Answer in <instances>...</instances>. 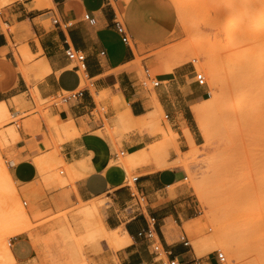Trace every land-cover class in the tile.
I'll return each instance as SVG.
<instances>
[{
	"label": "crops",
	"instance_id": "obj_1",
	"mask_svg": "<svg viewBox=\"0 0 264 264\" xmlns=\"http://www.w3.org/2000/svg\"><path fill=\"white\" fill-rule=\"evenodd\" d=\"M45 2L51 7L42 6L41 0H25L0 9V103L11 114L17 111L15 102L23 107L20 126L15 128L17 138L2 155L19 194L32 204L30 215L55 214L101 199L102 204L94 206L100 225L106 231L118 230L121 236L124 232L129 240L117 249L106 239L84 245L87 264H216L214 255L196 258L190 246L172 239L184 224L187 231L193 227L189 222L196 210L180 190L187 178L180 162L182 154L203 143L191 108L207 99V91L195 82L194 70L188 67L156 75L158 85L146 90L132 65L152 42L163 38L164 24L176 19L149 26L134 5L124 2L119 11L131 46L115 30L117 0ZM84 14L93 17L94 24L84 20ZM68 47L84 53L89 86L82 85V71L66 58ZM23 61L29 69L27 78L18 68ZM78 88H84L81 97L51 104L45 116L34 110V96L45 100ZM98 106L106 111L100 114ZM122 113L135 125L122 123ZM149 114L153 117L141 124ZM159 115L164 119L157 123ZM169 131L175 135L174 144L164 145V155L155 160L150 146H158ZM142 150L148 158L140 165L130 168L117 162L119 153L126 157ZM53 154L61 163L62 184L45 181L34 162ZM131 177L137 179L130 182ZM149 216L155 218L161 246L156 254L147 239L137 236ZM67 217L71 222L79 220L74 212ZM39 232L44 235L47 230ZM9 248L13 264H53L44 246L27 234L10 239Z\"/></svg>",
	"mask_w": 264,
	"mask_h": 264
},
{
	"label": "rangeland",
	"instance_id": "obj_2",
	"mask_svg": "<svg viewBox=\"0 0 264 264\" xmlns=\"http://www.w3.org/2000/svg\"><path fill=\"white\" fill-rule=\"evenodd\" d=\"M13 1L0 0V9ZM183 1L185 2L183 4L185 7L183 6L182 8V14L186 17V26H189V30L187 29L186 32L181 26L184 22L181 20L183 17L179 16L168 0H117L119 6L115 9L117 20L123 24L124 16L119 11V8L124 2L125 5H134L140 17L149 26H161L163 25V20L169 17L176 19V23L164 24L165 26H162L163 38L152 42L143 52L144 54L137 57L132 63L140 84L145 81V69H148L151 76H156L160 73L170 72L176 67H188L204 75L205 84L203 89L207 91L206 97L209 100L213 99L217 103L208 110L203 118L206 123L205 132L200 131L203 136V143L198 147H192L188 152L181 155L180 166L185 170L187 178L183 181L180 190L196 212L194 213L195 218L189 222L193 225L192 229L187 231L188 227L184 224L182 232L179 229H174L176 233H172V239L179 240L184 235L189 241L190 248L196 258L199 259L214 255L216 250H220L230 264H264V210H262L264 209V204L263 208L258 206L260 209L255 211L258 214H255L254 211L249 212L252 214L253 220L251 231H248L246 228L248 212L245 210L244 200L237 199L234 203L231 200L230 174L239 175L243 173L244 169L241 167L244 166L242 161L245 160L242 158L245 159L246 152L244 151L249 147V144H246L250 142L247 141L248 137L241 125V121L233 122L234 120L231 121L227 118L225 102L220 98V84L215 85L210 74H208V62L211 59L221 71H219V76L224 75L222 77L226 78L220 77L222 84H227L228 78L226 76H229L230 71L236 70L243 57L253 55L254 50L264 43L263 40L256 44L253 43V38H255L264 24L258 23L251 17L245 5L248 0ZM41 2L42 6L51 7L45 0H41ZM229 3H237L238 5L243 3L244 6L238 7L231 19L212 25L209 18L213 14L214 9L216 8L223 12L230 7L231 4L229 5ZM2 28L5 30V26H2ZM231 34L235 36L232 39L229 37ZM220 39L229 42L223 47L222 53L218 54L220 57L217 55L212 56L213 51H216L212 49L213 44L220 45ZM129 44L133 46L131 41H129ZM211 49L212 51H210ZM24 60L26 62L29 61L25 57ZM80 74L82 75V72ZM82 79V85H88V81L83 75ZM143 87L150 91L152 89V86L148 83ZM92 93L94 94V91ZM152 96L154 97V95ZM94 98L98 102L101 97L98 95L94 96ZM207 99L205 100L209 101ZM34 102V110L45 116L47 108L51 105L49 98L41 100L34 96ZM201 104L203 105V103L199 105ZM15 105L18 112L23 110V107L17 102H15ZM34 110H30V112ZM97 110L100 114L106 111L105 108L101 110L99 106ZM6 115L0 119V226L5 225L4 227L7 228V219L9 217H21L23 214L22 206L27 214L26 223H23V226L19 229L21 234H12L5 238L4 242L7 246H9L10 239L27 234L28 238L36 245L44 246L53 264H87L83 256V246L102 239H106L112 248L122 247L123 242L120 240L112 241L111 231H106L103 225H100V217L94 206L96 202L102 204L101 199L79 204L55 214L43 212L30 215L32 204L27 198H23L19 194L17 186L8 172L5 158L2 155V151L17 138L15 127L10 124L11 120H13L11 113L8 111ZM162 119H164L162 115L155 117L157 123ZM120 121L128 127L135 125L123 113L120 115ZM234 124L236 129L233 128ZM174 136L169 131V135L158 146H150V154L157 151L154 156L155 160H159L164 155V145L174 144ZM139 154H143V158H138ZM242 154L245 155L242 156ZM147 158L148 154L142 150L133 155H126V157L118 154L117 162L124 163L132 168L133 164L140 165ZM35 161L39 172H43L45 181L56 184L64 183V180L59 175V171L62 169L59 168L61 163L57 160L55 154L51 157H39ZM2 167L7 170V175L3 173ZM231 171H234V173ZM130 185L135 193L133 185L131 183ZM198 193L206 197L201 201ZM72 212L79 217V220L71 222L68 219V214ZM76 228H81L83 232L76 234ZM218 228L220 231L222 230L221 232L231 233L232 246L226 251L218 246V241L214 237ZM42 229L47 230L44 235L39 232ZM115 231L118 234V230Z\"/></svg>",
	"mask_w": 264,
	"mask_h": 264
},
{
	"label": "bare ground",
	"instance_id": "obj_3",
	"mask_svg": "<svg viewBox=\"0 0 264 264\" xmlns=\"http://www.w3.org/2000/svg\"><path fill=\"white\" fill-rule=\"evenodd\" d=\"M171 2L173 3L174 8L178 12L179 16L183 17L181 18V20L184 22L181 24V26L186 32L189 26H186L187 25L186 24L187 22L185 20L186 17H184L185 15L182 14V8L183 6L185 7V5H183L185 2L183 0H171ZM230 4L231 3H229V5ZM241 5L244 6L243 3H240V5H238L237 3H232L230 7L223 12L215 8L209 20L211 21L212 25L218 24L221 21L225 22L231 19V17L234 15L237 8L240 7ZM245 5L249 13L251 14V17H253L258 23L264 24V0H248L247 4ZM184 23L185 25H183ZM218 29L220 30V28ZM211 31H214V30H211ZM217 33L218 35H220L219 32ZM229 37H231L232 39L235 36L231 34ZM260 40L264 41V26L262 27V29L258 31L255 38H253V43L256 44ZM220 41H221L220 45L213 44V47H212V44H211L212 49L216 50V51H213L214 53L212 52L213 53L212 56H216V55L219 56L218 54L222 53L223 47H225L229 42V41L227 42V40L224 41L221 39ZM212 49L210 51H212ZM252 54L253 55L251 56L243 57V59L238 64L237 69L230 71L229 76H226L228 78L227 84L226 83L222 84V80H220V77L223 78L222 76L224 75L219 76L220 75L219 73L221 71L218 68V66L215 65L213 60L210 59L208 62V70H209L208 74H210L211 79L215 83V85L220 84L219 85L220 95H221L220 98L224 100L225 102L223 103L225 104L227 118L231 121L234 120L233 122L241 121V125L243 126L244 131L246 132V135L248 137L247 141L250 142L246 144V145L249 144L248 149L244 151L246 152V155L242 154V156L245 155V159L241 157L243 160H245V161H242L244 166L242 165L243 167H241L244 169L243 173L239 172L240 173L239 175L237 174L232 175V173L230 174L231 191H232L231 200H232V203L236 202L237 199L244 200L245 205H246L245 210H247L248 212V215L245 214L247 215V225H246L247 227L246 228L248 231H251V228H252L251 224L253 220L252 214L249 212L254 211L255 213V211H258L260 208L264 207L263 206L264 204V43L261 46H259L256 50H254ZM21 55H23V53H21ZM18 64H19L18 66L19 71L22 73V75L25 78H27L28 77L27 73L29 69L26 68L25 62L24 61L18 62ZM154 98L155 97H153L152 101H154V104H157ZM202 103L203 105L201 104V105L194 106L192 108V113L196 120V124L199 130L202 132H205L206 123L203 118L207 114L208 110L214 107L217 103L213 99L209 101L204 100ZM7 112H8V109L6 105L4 103H0V119L7 116L6 115ZM129 113L130 112H128L127 116H129ZM152 117L153 115L149 114L147 115V117L141 119L139 122L142 124L145 119L149 118L150 120V118ZM129 120L132 121L131 117L129 118ZM235 127L236 125L233 128ZM156 153L157 151H155L153 155ZM138 158H143V154H139ZM34 162L36 163L35 160ZM2 171L5 175H7V170L5 169V167H2ZM231 172L234 173V171H231ZM198 197H199V200L202 201L204 197L206 196L198 193ZM258 206H260V208H258ZM22 207H21V210L23 214L21 215V217H16V216L9 217L7 219V228L4 227L5 225L0 226V263L13 264L14 262L12 255H11L10 248L9 246H7V244L4 241H5V238L9 235L21 234V232H19V229L23 226L22 224L26 223L27 221V214ZM0 208H1V204H0ZM255 214H258V213H255ZM256 217L258 218L257 215ZM221 231L218 228V230L215 232L214 237L218 241V244H219L218 246L221 249L226 251L230 246H232L233 241L230 236L231 233L229 234L227 232H221ZM111 234H112L111 235L112 241L120 240L123 242L122 245H125L129 240L128 236L124 232L122 236L121 235L119 236L116 231H111ZM251 235H254V234H251ZM236 253H239V252H236Z\"/></svg>",
	"mask_w": 264,
	"mask_h": 264
},
{
	"label": "built area",
	"instance_id": "obj_4",
	"mask_svg": "<svg viewBox=\"0 0 264 264\" xmlns=\"http://www.w3.org/2000/svg\"><path fill=\"white\" fill-rule=\"evenodd\" d=\"M14 1L21 3L25 0H14ZM83 19L86 20L89 24H94V18L90 17L88 14H84ZM53 23L56 24L57 20L54 19ZM115 30L119 34L121 41L125 44H128L129 43V35L127 33V30H126L124 24L117 19L115 21ZM65 56L70 62L75 63L74 67L77 70H81L83 77L86 79V75H85L84 70H83V66H84L83 62L85 60L84 53L79 51V50L71 49L68 47L65 50ZM144 78H145V81L141 82V84L143 86H146L147 83L150 84L152 87L158 85V81L155 79V76H151L149 74L148 69L144 70ZM194 78H195V82L198 85L203 86L205 84V78H204V75L202 73L194 71ZM89 85H90V83H88V86ZM83 90H84V88H78V89L71 90L68 92L60 93L58 95L50 97L49 101L53 105H60V104H63L69 100H72V99L74 100V99L81 97L83 94ZM22 116L23 115H20V112L15 111L13 114H11V117L13 118V120H11L10 124H12L15 128H18L20 126L19 120ZM119 155L121 156L122 153H119ZM136 179H137V177H131L130 182H134ZM155 226H156L155 218L152 216H149L148 219L146 220V228L144 230L139 231L137 233V236L147 239L149 241L152 252L156 254V253L161 251V246H160V243H159L157 235H156ZM180 240L184 246H190L189 241L187 240V238L184 235H182L180 237ZM214 259L216 261V264H230V262L227 260L224 253L221 252L220 250L215 251ZM169 264H175V262L171 261Z\"/></svg>",
	"mask_w": 264,
	"mask_h": 264
}]
</instances>
